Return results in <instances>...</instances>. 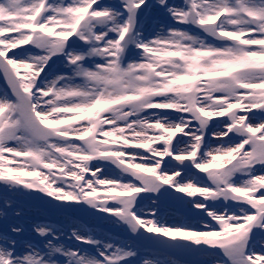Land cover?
<instances>
[{
	"label": "snow or ice",
	"instance_id": "obj_1",
	"mask_svg": "<svg viewBox=\"0 0 264 264\" xmlns=\"http://www.w3.org/2000/svg\"><path fill=\"white\" fill-rule=\"evenodd\" d=\"M0 264H264V0H0Z\"/></svg>",
	"mask_w": 264,
	"mask_h": 264
}]
</instances>
